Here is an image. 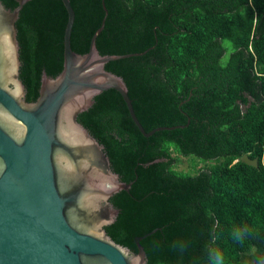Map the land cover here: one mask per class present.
Returning a JSON list of instances; mask_svg holds the SVG:
<instances>
[{"label": "trees", "instance_id": "obj_1", "mask_svg": "<svg viewBox=\"0 0 264 264\" xmlns=\"http://www.w3.org/2000/svg\"><path fill=\"white\" fill-rule=\"evenodd\" d=\"M69 4L75 13L71 50L86 53L106 16L95 41L101 54L146 50L105 64L124 79L139 123L145 132L177 127L144 137L115 89L78 116L113 169L131 181L128 191L110 198L119 213L107 234L136 252L134 238L154 230L140 240L145 264L204 259L214 223L231 256L246 251L227 239L233 223L246 225L250 244L264 249V0ZM173 153L191 156L193 169H178ZM243 154L257 158V165L241 162ZM197 161L204 165L196 168ZM176 237L193 241L182 261L169 248ZM154 239L159 252L151 250Z\"/></svg>", "mask_w": 264, "mask_h": 264}, {"label": "water", "instance_id": "obj_2", "mask_svg": "<svg viewBox=\"0 0 264 264\" xmlns=\"http://www.w3.org/2000/svg\"><path fill=\"white\" fill-rule=\"evenodd\" d=\"M105 10V7H103ZM107 11L105 10V15ZM69 0H0V264H145L106 232L119 213L110 198L128 191L104 147L78 121L108 89L122 97L146 138L124 79L101 54L94 31L86 53L69 46ZM182 127V126H180ZM241 162L257 165L246 154Z\"/></svg>", "mask_w": 264, "mask_h": 264}, {"label": "clouds", "instance_id": "obj_3", "mask_svg": "<svg viewBox=\"0 0 264 264\" xmlns=\"http://www.w3.org/2000/svg\"><path fill=\"white\" fill-rule=\"evenodd\" d=\"M219 224L214 223L209 229L208 238L204 244V259L191 258L190 264H264V249H259L250 244V229L246 225L233 223L227 232V239L234 246L245 248L243 255L231 256L223 246L224 234L219 231ZM193 241L188 237H176L170 241L169 248L179 260L192 248ZM151 250L159 252L162 245L159 240L151 242Z\"/></svg>", "mask_w": 264, "mask_h": 264}, {"label": "rangeland", "instance_id": "obj_4", "mask_svg": "<svg viewBox=\"0 0 264 264\" xmlns=\"http://www.w3.org/2000/svg\"><path fill=\"white\" fill-rule=\"evenodd\" d=\"M227 46H229L228 44H226ZM228 55V51H226L223 55V60L226 58V56ZM173 156H177V161H176V167L178 169H184V170H191L193 168H191V162H192V159H191V156L188 157V156H181V155H178L176 153H173ZM201 165H204V162L203 161H197V164H196V168L201 166Z\"/></svg>", "mask_w": 264, "mask_h": 264}]
</instances>
